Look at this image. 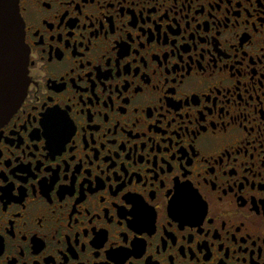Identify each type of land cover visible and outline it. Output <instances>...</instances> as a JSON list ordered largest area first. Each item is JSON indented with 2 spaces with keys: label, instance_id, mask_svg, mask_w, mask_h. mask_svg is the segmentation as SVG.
<instances>
[{
  "label": "flooded vegetation",
  "instance_id": "1",
  "mask_svg": "<svg viewBox=\"0 0 264 264\" xmlns=\"http://www.w3.org/2000/svg\"><path fill=\"white\" fill-rule=\"evenodd\" d=\"M0 264H264V0H17Z\"/></svg>",
  "mask_w": 264,
  "mask_h": 264
},
{
  "label": "water",
  "instance_id": "2",
  "mask_svg": "<svg viewBox=\"0 0 264 264\" xmlns=\"http://www.w3.org/2000/svg\"><path fill=\"white\" fill-rule=\"evenodd\" d=\"M17 0H0V128L23 103L29 51Z\"/></svg>",
  "mask_w": 264,
  "mask_h": 264
}]
</instances>
